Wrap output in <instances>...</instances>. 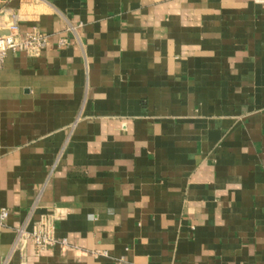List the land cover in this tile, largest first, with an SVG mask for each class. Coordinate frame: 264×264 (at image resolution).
Returning a JSON list of instances; mask_svg holds the SVG:
<instances>
[{
    "label": "crops",
    "instance_id": "crops-1",
    "mask_svg": "<svg viewBox=\"0 0 264 264\" xmlns=\"http://www.w3.org/2000/svg\"><path fill=\"white\" fill-rule=\"evenodd\" d=\"M13 13L49 42L0 69V264H264V0ZM43 215L69 246L14 249Z\"/></svg>",
    "mask_w": 264,
    "mask_h": 264
},
{
    "label": "built area",
    "instance_id": "built-area-1",
    "mask_svg": "<svg viewBox=\"0 0 264 264\" xmlns=\"http://www.w3.org/2000/svg\"><path fill=\"white\" fill-rule=\"evenodd\" d=\"M11 21L7 25L0 23V69H2L5 59L10 52H25L30 56H39L49 42V35L38 30L22 33L18 23V15L13 13L10 15ZM69 30H75V26H70ZM59 45H66V38L59 39ZM9 216L8 209H2L0 213V224ZM52 215H43L40 220L33 226L31 230L25 227L17 229V238L14 244V249L21 252L24 251L29 241L34 242L37 252H41L47 247L55 244H60L63 247L69 246L66 237H57ZM90 255L95 257L107 256V251L93 250Z\"/></svg>",
    "mask_w": 264,
    "mask_h": 264
},
{
    "label": "water",
    "instance_id": "water-1",
    "mask_svg": "<svg viewBox=\"0 0 264 264\" xmlns=\"http://www.w3.org/2000/svg\"><path fill=\"white\" fill-rule=\"evenodd\" d=\"M8 31L0 32V33H7Z\"/></svg>",
    "mask_w": 264,
    "mask_h": 264
}]
</instances>
